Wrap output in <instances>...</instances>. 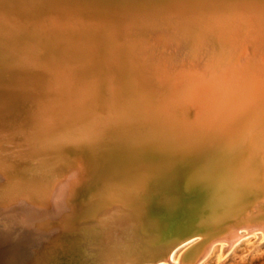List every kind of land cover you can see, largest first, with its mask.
I'll return each instance as SVG.
<instances>
[{"label":"bare ground","instance_id":"1","mask_svg":"<svg viewBox=\"0 0 264 264\" xmlns=\"http://www.w3.org/2000/svg\"><path fill=\"white\" fill-rule=\"evenodd\" d=\"M7 1L0 0L3 212L29 227L105 213L127 221L131 251L115 264H199L211 252L221 259L230 249L218 243L243 240L242 229L264 232V0H64L51 26L22 21L29 11ZM145 118L144 134L196 142L190 153L137 148L146 154L141 164L156 154L176 178L156 186L170 193L150 209L158 235L132 191L142 180L117 163L134 148L60 142L90 129L141 135L136 123ZM205 168L207 178L194 181ZM205 199L202 210L185 204ZM180 207L198 215L196 229L176 218Z\"/></svg>","mask_w":264,"mask_h":264},{"label":"water","instance_id":"2","mask_svg":"<svg viewBox=\"0 0 264 264\" xmlns=\"http://www.w3.org/2000/svg\"><path fill=\"white\" fill-rule=\"evenodd\" d=\"M7 2V5L15 2L19 6L26 7L29 12L21 14L22 21L33 19L41 24L50 22L49 26L54 17L62 18L64 8V0H9ZM34 92L39 96L40 88ZM122 108V112L126 108L127 116L130 113L134 115L135 110L132 113L126 106ZM148 120L145 118V121L136 123L141 135H144L148 125L151 124L147 123ZM124 146L128 150L129 147L125 142ZM144 155L146 154H141L137 148H134L122 155L124 157H122L123 161L121 159L122 163L120 160H117V163L127 167L124 171L128 172L127 177H140L142 182L147 181L143 192L139 194V199H144L149 206L148 209L152 210L159 207L164 195L170 194L168 188L160 189L157 188L158 185L170 183L176 178L173 170L170 171L165 166H161L163 163L155 156L156 154L147 157L141 164ZM147 161L149 168L145 169ZM2 210L3 208L0 207L2 215L0 217V264H115L114 261L119 256L131 251L132 240L128 239L130 228L126 225L127 221L120 220L116 223V219L110 217L109 213L102 216L96 215L94 218L76 224L71 222L66 226L58 221L41 218L35 226L29 227L25 223L20 224L15 211L12 212L10 208L4 212Z\"/></svg>","mask_w":264,"mask_h":264},{"label":"rangeland","instance_id":"3","mask_svg":"<svg viewBox=\"0 0 264 264\" xmlns=\"http://www.w3.org/2000/svg\"><path fill=\"white\" fill-rule=\"evenodd\" d=\"M170 171H171V169H170ZM185 204L189 207L191 205L196 206L198 204L197 207L201 208V210H202L203 207L205 208L206 199H205V202L199 201V202H195L194 204L190 203V202L185 203ZM144 205L146 206L145 208L147 210V218L152 223L153 230L156 231V233H157V228H156L157 226H155V222L152 219L153 217L151 216V211L148 209L149 206H148V204H146V202ZM208 214H209V212H207L206 214L202 213V214H200V216L206 217ZM180 215L184 221H188L189 223H190V221H192L190 223V229H196L197 228V226H198L197 225L198 215L194 217L193 214L191 213V211H189L187 208H184V207H180L175 211L176 218ZM205 230L207 232L209 229L205 228L202 232L205 233ZM239 232H240L239 234H242V235L245 234L246 237L243 240L237 242L236 244H234V245L230 244L229 245L226 242H223L221 244L218 243V245H223L227 249H230V250H228L229 252H225L226 254L225 253L223 254L221 259L218 258L217 254L211 252L199 264H264V240H259V237H257V238L255 237L257 234H263L264 235V232L260 231V232H256L255 234H252V233L250 234V232L248 233L244 229L240 230ZM157 235H158V233H157ZM203 239H204L203 236L200 235V236L194 237L191 241H194V244H196V243L202 242ZM173 242L174 241H171L170 243H173ZM170 243L168 242L166 244H163V243L159 242V244L163 245V246L168 245ZM218 260H219V262H218ZM160 264H162V263H160Z\"/></svg>","mask_w":264,"mask_h":264},{"label":"snow or ice","instance_id":"4","mask_svg":"<svg viewBox=\"0 0 264 264\" xmlns=\"http://www.w3.org/2000/svg\"><path fill=\"white\" fill-rule=\"evenodd\" d=\"M108 140L123 141L131 148H150L159 152H173L181 151L190 153L195 150V141L188 143H181L176 138L161 137L155 134L133 135L126 129L119 130L113 137H106L102 131L90 129L82 132L76 137L62 138L61 143H71L75 145H86L90 149H97ZM208 169H201L193 177L194 181H202L207 178ZM147 181L142 182L134 187L132 191L140 193L143 192Z\"/></svg>","mask_w":264,"mask_h":264}]
</instances>
